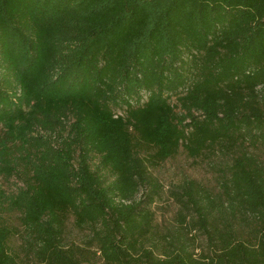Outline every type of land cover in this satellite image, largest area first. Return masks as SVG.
Here are the masks:
<instances>
[{
    "label": "trees",
    "instance_id": "1",
    "mask_svg": "<svg viewBox=\"0 0 264 264\" xmlns=\"http://www.w3.org/2000/svg\"><path fill=\"white\" fill-rule=\"evenodd\" d=\"M256 147L264 0H0V178L21 183L0 186V264H264ZM180 151L231 163L216 194L170 191L179 230L157 238L152 170Z\"/></svg>",
    "mask_w": 264,
    "mask_h": 264
},
{
    "label": "rangeland",
    "instance_id": "2",
    "mask_svg": "<svg viewBox=\"0 0 264 264\" xmlns=\"http://www.w3.org/2000/svg\"><path fill=\"white\" fill-rule=\"evenodd\" d=\"M252 153L257 155L264 161V148L256 147L250 149ZM231 163V155L217 154L215 157L205 160H193L188 158L183 151H180L175 157L165 161L159 167L152 170V174L158 179L162 190L151 205V211L154 213V230L157 238L161 236L175 237L179 230L178 212L179 206L171 198L170 191L179 190L178 186L183 181H194L201 185L208 192L216 194L218 192L217 181L226 173ZM0 186L7 193H15L21 186L15 177L5 180L0 178ZM142 191L138 198L143 197ZM143 194V195H142ZM5 220L16 229H20L18 216L8 215ZM248 230L245 231L247 235ZM195 236L194 254L200 255L202 250H206L205 237L198 232H192ZM87 230H78L74 227L72 219L67 222L66 230L63 236V244L67 247L76 245L83 247L84 241L87 239ZM174 239V238H173ZM12 249L21 254V240L17 236L10 242ZM149 246V245H148ZM93 251V250H92ZM21 254L20 264H28ZM30 264V263H29ZM88 264H102L97 258H92Z\"/></svg>",
    "mask_w": 264,
    "mask_h": 264
}]
</instances>
